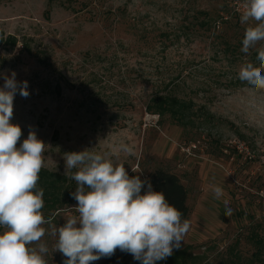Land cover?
<instances>
[{"label":"rangeland","instance_id":"rangeland-1","mask_svg":"<svg viewBox=\"0 0 264 264\" xmlns=\"http://www.w3.org/2000/svg\"><path fill=\"white\" fill-rule=\"evenodd\" d=\"M244 3L0 0V74L14 71L28 82L29 96L17 93L11 121L22 128L21 142L35 131L47 144L42 168L67 178L76 169L65 174L64 153L83 150L112 153L141 180L157 167L175 172L190 208L180 247L188 246L185 264H246L256 248L251 235L264 244V90L238 78L242 64L259 61L241 51L240 20L213 24L223 9L238 12ZM167 95L189 104L177 119L152 109ZM121 143L135 155L114 153ZM213 186L223 189L219 200ZM76 187L72 180L70 190ZM76 204L72 197L51 218L62 225L78 215ZM55 241L48 234L41 240L47 264L64 262ZM122 260L133 257L123 252Z\"/></svg>","mask_w":264,"mask_h":264},{"label":"clouds","instance_id":"clouds-1","mask_svg":"<svg viewBox=\"0 0 264 264\" xmlns=\"http://www.w3.org/2000/svg\"><path fill=\"white\" fill-rule=\"evenodd\" d=\"M240 23L246 25L241 51L247 54L264 41V0H245ZM257 52L259 65L242 64L238 78L264 90V47ZM0 78L4 80L0 87V264H47L48 246L41 242L46 234L56 238L54 251L65 257L64 264H92L110 258L117 249L140 264H156L181 247L190 221L162 191L153 190L150 181L130 177L122 163L113 161L112 153H64L65 174L76 169L69 178L77 185L71 195L78 215L62 225L46 218L44 190L38 182L47 144L31 129L21 142L22 128L11 122L15 96H29L28 82L17 81L14 71ZM113 151L135 155L133 146L124 143ZM212 191L217 200L224 194L219 186ZM228 203L224 200V214L231 216Z\"/></svg>","mask_w":264,"mask_h":264},{"label":"trees","instance_id":"trees-1","mask_svg":"<svg viewBox=\"0 0 264 264\" xmlns=\"http://www.w3.org/2000/svg\"><path fill=\"white\" fill-rule=\"evenodd\" d=\"M230 8L231 6H229V10L223 9V11H221V15L219 16L220 22L215 20L213 22L214 28H219L220 24L222 23H226V25L232 27L234 24H231V19H237V23H239L240 13L236 11H233L232 13L230 12ZM202 13H204L205 15L208 14L207 12ZM237 23L235 25H237ZM201 25L206 29H210V26L206 22H202ZM217 28L215 29V31H217ZM244 31L241 33L242 39ZM237 35L238 34H236L235 36ZM8 40L12 45L16 43L15 36H9ZM227 40L229 39H224V44H227L226 48H230V42ZM232 47L234 48L235 46ZM262 47H264L263 41L258 44L257 49ZM237 48L238 47L236 46L234 50H236ZM249 52H254V55L256 56L258 54L256 49H250ZM187 105L189 104H187L185 101L179 100L175 96L167 95L156 97V100L152 105V109H155L160 113L170 112L175 119L179 113L187 110ZM39 177L40 179L38 182V187L44 190V207L42 210L45 211L44 216L46 218H51L52 211L60 210L72 202V190H70V184H72V180L70 181V179L66 176L50 172L45 168L41 169ZM147 180L151 182L153 190L162 191L165 194L167 200L183 213L184 219L188 218L190 212V208L187 204L188 190L182 183L179 175L167 168L157 167L148 174ZM251 239L256 248L252 253V260H250L246 264H253L254 260H259L261 261V264H264V259H262L261 257L262 252L264 251V244L261 236L254 233L253 235H251ZM187 247L188 246H185L173 251V254L171 256L164 260L157 261L156 264H185L186 259L188 258ZM122 257L123 252L117 249L113 256H111L110 258H101L97 261L96 264H125L123 263ZM131 264H140V261L133 259V262Z\"/></svg>","mask_w":264,"mask_h":264},{"label":"built area","instance_id":"built-area-1","mask_svg":"<svg viewBox=\"0 0 264 264\" xmlns=\"http://www.w3.org/2000/svg\"><path fill=\"white\" fill-rule=\"evenodd\" d=\"M237 11H238L239 13H241V12L243 11V9H239V8H237ZM61 264H64V262H62Z\"/></svg>","mask_w":264,"mask_h":264}]
</instances>
